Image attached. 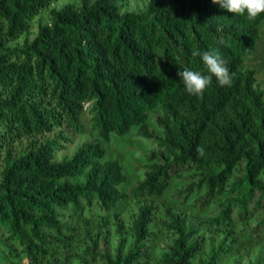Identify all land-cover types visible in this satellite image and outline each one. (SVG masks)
Returning a JSON list of instances; mask_svg holds the SVG:
<instances>
[{
    "label": "trees",
    "instance_id": "obj_1",
    "mask_svg": "<svg viewBox=\"0 0 264 264\" xmlns=\"http://www.w3.org/2000/svg\"><path fill=\"white\" fill-rule=\"evenodd\" d=\"M50 1L0 0V148L4 140L62 123L74 133L94 130L106 139L135 125L137 136L156 143L160 161L145 164L142 178L122 188L120 162L100 160L104 149L95 141L59 159L53 151L68 140L61 131L15 155L5 150L0 250L8 258L23 255L39 264L51 245L69 241L75 230L62 219L63 211L78 214L95 203L108 212L124 195H160L182 170H193L195 177L182 193L203 190L195 205L226 194L205 218L212 226L232 225L264 206V95L254 68H240L264 13L248 20L212 0H147L140 11H119L117 0H79L50 8L49 22L39 24L30 40L7 45ZM209 50L227 61L232 83L220 86L212 76L202 95H190L177 72L211 75L192 54ZM153 109L161 134L146 123ZM153 210L138 205L129 224L132 238L125 243L121 236L113 253L98 251L95 238L85 252L98 254L103 264H145ZM164 216L170 238L160 264H209L231 248L210 246L206 260L194 262L196 227L169 208ZM262 225L264 213L254 229ZM120 229L117 224L119 234ZM60 264H68L67 255Z\"/></svg>",
    "mask_w": 264,
    "mask_h": 264
},
{
    "label": "rangeland",
    "instance_id": "obj_2",
    "mask_svg": "<svg viewBox=\"0 0 264 264\" xmlns=\"http://www.w3.org/2000/svg\"><path fill=\"white\" fill-rule=\"evenodd\" d=\"M78 2L79 0H51L34 15L28 17L27 28L17 36L7 39L6 44L19 46L24 39L30 40L36 34L39 24L49 22L50 8H58L64 3L77 4ZM146 2L147 0H117L119 11H140ZM0 24H2L1 21ZM257 31L258 38L243 56L240 68H254L255 83L263 90L264 95V19L257 24ZM157 112V109L149 111L146 123L156 134H161L160 128L154 122ZM135 130L136 126L133 125L123 134L111 132L106 139L94 130L87 129L83 133H74L62 123L44 133L18 135L12 140L2 142L0 171L3 167L5 150H8L11 156L15 155L27 149L31 141L39 142L61 131L68 136V140L63 147L53 151L55 159L69 156L84 141L98 142L104 149L100 160L115 158L120 162L126 177L121 186L126 188L142 178L145 164L160 161L159 156L155 155L159 151L156 143L149 138L137 136ZM192 172L191 169L182 170L173 175L160 195H124L108 212L98 209L95 203H92L90 210H84L82 213L70 214L63 211L62 219L75 226V230L69 241L51 245L39 264H60L66 255L68 264H81L83 260L92 264H103L98 254L91 258L85 252L86 247L91 244V238L96 239L98 251L105 250L113 253L121 236L125 238V243L132 238L129 224L138 205L142 203H148L154 208L150 220L152 233L145 239L143 247L146 252L145 264H160L158 258L169 242L170 232L165 226V208L184 216L196 227L194 236L199 238L200 244L192 256L194 262L206 260L210 246L231 245V248L217 255L209 264H264V225L258 230L254 229L264 213V206L257 208L247 217L236 219L232 225L212 226L206 222L205 218L216 211V204L223 200L226 194H217L208 202L195 205L196 199L203 191L202 188L193 190L188 195L182 193L185 185L195 179L191 175ZM237 173L239 171L233 172V175ZM117 224L121 225L120 234L116 231ZM0 264H29V262L23 255L15 261L11 260L0 250Z\"/></svg>",
    "mask_w": 264,
    "mask_h": 264
},
{
    "label": "clouds",
    "instance_id": "obj_3",
    "mask_svg": "<svg viewBox=\"0 0 264 264\" xmlns=\"http://www.w3.org/2000/svg\"><path fill=\"white\" fill-rule=\"evenodd\" d=\"M228 12L245 16L248 20H255L264 13V0H212ZM194 56H200L203 64L211 75H204L200 71L184 68L177 72L179 79L190 95H202L204 90L211 84L212 76H215L220 86H230L232 76L227 66V61L221 56L218 50L193 51ZM200 155L204 149L197 147Z\"/></svg>",
    "mask_w": 264,
    "mask_h": 264
}]
</instances>
